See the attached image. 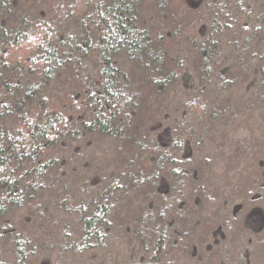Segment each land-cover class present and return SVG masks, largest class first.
Masks as SVG:
<instances>
[{
  "label": "trees",
  "instance_id": "obj_1",
  "mask_svg": "<svg viewBox=\"0 0 264 264\" xmlns=\"http://www.w3.org/2000/svg\"><path fill=\"white\" fill-rule=\"evenodd\" d=\"M147 1L27 0L15 11L16 0H0V264H26L51 244L60 258L45 264H85L123 237L127 264H161L178 242L164 216L184 206L191 153L213 132L229 145H264V0H196L185 18L167 0H151L146 14ZM189 25L198 27L182 40L191 58L174 60L168 41ZM169 100L173 117L149 141L143 114ZM121 131L129 145L165 148L158 183L153 157L119 182L87 171L88 142ZM124 191L148 195L145 219L125 210ZM58 213L71 219L52 237L48 216ZM222 251L214 264H228Z\"/></svg>",
  "mask_w": 264,
  "mask_h": 264
},
{
  "label": "rangeland",
  "instance_id": "obj_2",
  "mask_svg": "<svg viewBox=\"0 0 264 264\" xmlns=\"http://www.w3.org/2000/svg\"><path fill=\"white\" fill-rule=\"evenodd\" d=\"M16 1L18 6L15 7V11L26 7L27 0ZM167 1L170 3V12L173 14L182 13L183 18L197 13V8L200 5L196 0ZM153 9L152 1L148 0L145 13L149 14ZM190 19L191 17L188 19L190 24H194L196 19ZM192 28L193 26L189 25L188 28L183 29L181 34H178V40L168 41L169 45L172 44L169 52L174 60H177L178 53H180V57L184 58L188 55V61L191 58L188 53L189 45L186 44L182 48V40L198 36V27L195 30ZM189 65L191 67V62ZM167 105H169L168 109L155 114L153 110L144 112L142 118L145 119L144 128L149 141H157V137L164 131V126L173 117L171 115L177 105L173 100H169ZM263 118L264 112L262 111L260 119ZM232 133L233 131H230V137H232ZM211 135L213 138L211 145H207L206 149L199 152L193 151L192 155L187 158L192 165L190 169L193 170L194 176H190L193 178L189 177L186 184L184 206L181 210L172 209L164 216V219L166 218L174 224L173 229L178 232L179 236L178 242H168V252L175 251L171 255H163L165 262L161 264H214L222 248L225 250L222 253L227 255L225 258H228V264H264V193L261 191L262 187L259 186L264 183V145H244L240 141H236L235 145H229V139L218 135V132H213ZM123 138V131L119 132V136L103 138L94 136V139L86 145L89 147L87 152L91 159L87 171H94L98 167L100 169L98 172L103 176H112L115 181L119 182L124 178L127 179L133 168L142 163H149L148 158L153 157L155 162L149 164L152 167L151 170L159 172L158 179L154 180L158 183L162 174H160V170L165 168L167 163V158L163 157L165 148L156 147L154 144L152 148L147 145H129L128 141L122 140ZM218 139L223 140L222 145L218 144ZM246 147L248 151L251 149V155H247ZM131 150L134 151L131 152ZM173 156V158L182 159L184 157L182 149ZM197 173H199V179L195 177ZM125 182L126 180L122 185H125ZM150 195L152 196V193ZM147 196H143L137 191H124L122 199L123 206L126 207L125 210L128 207H134L137 216L144 215L143 208L146 205L144 198ZM224 201H228V203L223 207ZM257 210L259 214L255 213ZM250 216L259 218L260 225L257 227L255 224L259 230H253L246 225L247 217ZM48 217L54 226V231L50 235L52 237L57 235L55 228L56 230L60 229L63 221L71 219L67 216L66 220V217L61 213ZM142 217L145 219L146 216ZM134 219L132 217L129 220L130 227H133L134 223L131 221ZM167 230L168 232L165 233L169 238V233L172 230L168 227ZM217 231L220 233L217 234ZM123 238L119 241L116 240L115 245L108 247L105 252V255H108L106 256L108 260L105 259V255H90L86 257L85 264L129 263L130 255L124 245L126 238ZM44 248L38 251L35 257L33 256L26 264H45V260L49 259L52 260V263H56L59 260L60 249L52 244L48 245V248ZM112 257L114 258L110 261Z\"/></svg>",
  "mask_w": 264,
  "mask_h": 264
}]
</instances>
